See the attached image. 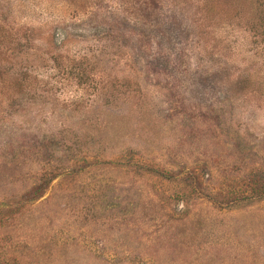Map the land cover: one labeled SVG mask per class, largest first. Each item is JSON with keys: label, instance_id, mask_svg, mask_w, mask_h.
I'll list each match as a JSON object with an SVG mask.
<instances>
[{"label": "rangeland", "instance_id": "obj_1", "mask_svg": "<svg viewBox=\"0 0 264 264\" xmlns=\"http://www.w3.org/2000/svg\"><path fill=\"white\" fill-rule=\"evenodd\" d=\"M202 4L0 0V264H264L263 57Z\"/></svg>", "mask_w": 264, "mask_h": 264}, {"label": "trees", "instance_id": "obj_2", "mask_svg": "<svg viewBox=\"0 0 264 264\" xmlns=\"http://www.w3.org/2000/svg\"><path fill=\"white\" fill-rule=\"evenodd\" d=\"M202 5L204 6V12H206L207 16L209 17H222L226 18V21H224V27L226 29H230L231 31L234 30L238 25H242L241 22H243L245 26V31L248 33V43L250 44V47L253 50L252 53L258 54L261 53L258 59L262 62H264V0H202ZM223 18V17H222ZM227 22V25L225 24ZM162 28H166L168 26L167 23H161ZM243 26V27H244ZM112 30H110V35H112ZM201 33L202 30L196 31V33ZM233 32V31H232ZM159 33H163V30H159ZM59 45H56L55 43H52L53 46L45 45V50L47 48H52L54 51H49L51 55L49 56V60L51 63L56 62L57 64L61 63L62 65L61 69L64 70L69 66L70 62V71L71 74L73 73V70L71 67L75 62H81V64H88L90 61L87 59V54L90 52V47L82 48V53L79 54H72L69 53L68 55H62L61 50L64 46H66V40L70 38L71 35H69L68 32L62 31L59 33ZM52 37L56 40L57 34H52ZM1 38V37H0ZM52 38V39H53ZM111 40V39H110ZM104 46V45H103ZM98 50V49H97ZM48 51V50H47ZM68 51V50H67ZM259 55V54H258ZM93 56V51H92ZM92 58L91 63L94 65L97 62V56L94 55ZM61 59L67 61L65 64V61H61ZM101 61L100 59L98 60ZM59 62V63H58ZM74 62V63H73ZM76 64L73 66V68L76 67ZM58 65H55L57 67ZM84 72V71H83ZM258 73V72H257ZM80 74L76 73L74 75L77 80L80 79ZM7 74L5 72L0 71V97L2 99L9 97L11 94L17 92L20 90L21 84H18L17 86H14V84L10 81L8 82L6 78ZM24 78L28 79V75L24 74ZM82 76V74H81ZM258 74L252 73L250 70L246 71L244 74V78L247 81L252 82V79L257 77ZM4 77V78H3ZM3 78V79H2ZM261 78H264V75L261 76ZM36 80V79H34ZM80 82V81H79ZM53 176L46 178L44 181L37 182L30 186L25 194L23 195V199L20 203L24 204L27 202H31L33 200L38 199L41 197L47 188L48 184L51 182Z\"/></svg>", "mask_w": 264, "mask_h": 264}]
</instances>
